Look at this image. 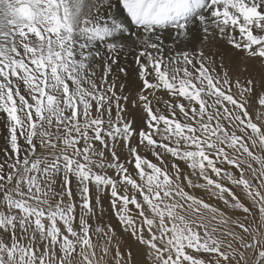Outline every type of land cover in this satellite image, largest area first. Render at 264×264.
Wrapping results in <instances>:
<instances>
[{
	"label": "snow or ice",
	"instance_id": "obj_1",
	"mask_svg": "<svg viewBox=\"0 0 264 264\" xmlns=\"http://www.w3.org/2000/svg\"><path fill=\"white\" fill-rule=\"evenodd\" d=\"M0 129V264H264V0H0Z\"/></svg>",
	"mask_w": 264,
	"mask_h": 264
},
{
	"label": "bare ground",
	"instance_id": "obj_2",
	"mask_svg": "<svg viewBox=\"0 0 264 264\" xmlns=\"http://www.w3.org/2000/svg\"><path fill=\"white\" fill-rule=\"evenodd\" d=\"M234 55H235V60H236V61H239V60H240V57H241L243 54H242V53H234ZM129 59H131V57H129ZM125 94H127V92H126ZM159 95L162 97V99H169V97L167 96V94H166L165 92H161V93H159ZM159 107L161 108V110H164L163 102L160 103ZM2 132H3V130L0 129V133H2ZM134 143H135V141H134ZM3 144H4L3 139H0V147H3ZM123 152H124V154L126 155L127 150L124 149ZM143 154L147 155L149 159H152V160H153V162H156V161H155V158L152 157L150 153L145 152V153H143ZM95 195H96V193H95V189H93V203H95ZM108 203H109V202H108L107 198H105V199H104V208H105L106 211H105V215H104L103 219H104L105 222L111 220V222L115 225V224H116L115 218L112 217V216H110L109 213H108V211H107L108 206H109Z\"/></svg>",
	"mask_w": 264,
	"mask_h": 264
},
{
	"label": "rangeland",
	"instance_id": "obj_3",
	"mask_svg": "<svg viewBox=\"0 0 264 264\" xmlns=\"http://www.w3.org/2000/svg\"><path fill=\"white\" fill-rule=\"evenodd\" d=\"M254 166H255V165H254ZM233 171H235V170H233ZM109 174H111V173H109ZM237 175H239V174L237 173ZM246 175H249V173L246 172ZM234 190H235V189H234ZM196 194H197L198 196L203 195L204 198H205L206 200L208 199V197H207L202 191H200V190H197V191H196ZM237 195L239 196V195H241V193H240L239 191H237ZM244 202H245L246 204H248L249 207H251V205L249 204V202H248L247 200H245ZM108 204H109V203H108ZM254 211H255V210H254ZM117 233H118V236L123 235V233L121 232V230H120L119 228H117ZM124 238L127 239L126 236H125ZM133 249H134V258H135V259H142V257L139 256V255L137 254V250H136V248H135V245H133Z\"/></svg>",
	"mask_w": 264,
	"mask_h": 264
}]
</instances>
